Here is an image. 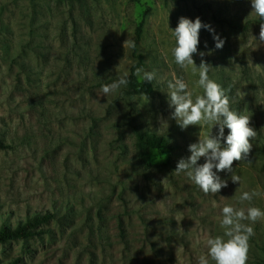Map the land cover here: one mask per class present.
<instances>
[{
    "label": "rangeland",
    "instance_id": "1",
    "mask_svg": "<svg viewBox=\"0 0 264 264\" xmlns=\"http://www.w3.org/2000/svg\"><path fill=\"white\" fill-rule=\"evenodd\" d=\"M252 11L251 0H0V226L51 218L34 236L1 243L0 264H198L202 255L215 264L206 240L224 235L222 208L264 211V43L260 25L239 32L224 22L261 20ZM180 17H199L224 40L217 48L202 28L198 52L230 110L256 130L250 154L233 164L242 184L220 172L228 186L215 195L174 172L200 132L212 130H182L170 119L169 81L183 79L193 99L203 95L198 73L172 54ZM142 21L138 79L155 73L143 82L155 87L151 95L129 93ZM193 59L199 67L200 55ZM125 73L127 86L105 97L102 86ZM139 132L173 149L145 153ZM253 190L261 195L239 201ZM242 223L254 229L246 264H260L264 220Z\"/></svg>",
    "mask_w": 264,
    "mask_h": 264
},
{
    "label": "clouds",
    "instance_id": "2",
    "mask_svg": "<svg viewBox=\"0 0 264 264\" xmlns=\"http://www.w3.org/2000/svg\"><path fill=\"white\" fill-rule=\"evenodd\" d=\"M251 4L253 11L250 15L254 13L264 20V0H251ZM202 28L213 32L217 48L223 47L224 40L215 35L211 25L203 24L199 17L195 21L180 17L178 26L172 30L176 40L172 54L178 66L185 70L191 66L193 74L198 73L199 78L196 85L203 89V95H196L193 99V92L188 90V85L183 79L169 81L167 95L169 108L173 109L170 119H174L182 130H186L192 125H199L201 128L208 125L212 130L218 126L216 134H213L212 130L207 135L200 132L198 142L192 143L188 147L190 156L181 158L174 171L177 175L185 173L204 194L215 195L222 188L228 186V181L221 179L218 174L220 172L231 173V181L239 186L242 184L241 176L236 175L233 171V164L250 154L252 150L250 141L255 138L256 130L250 126L248 116L230 110L229 97L225 91L220 85L209 79V64L203 59L206 54L198 52L199 33ZM259 42L264 43V23H260ZM197 53L201 57L199 67L193 59V55ZM141 72L142 69L138 68L135 74L140 76ZM126 76L125 73L117 81L103 85L101 91L104 96L107 97L114 93L121 86H127ZM155 78L154 72H144L142 77L143 82H153ZM162 127L168 129L166 120H161L160 128ZM225 128L229 130L227 136H225ZM202 157L205 162L199 164ZM260 195L261 193L255 190L251 193L245 191L239 196V201L241 203L250 202L254 196ZM245 220L252 223L264 220V211L257 207H249L247 212L244 209L237 210L229 205L222 208L220 227L224 229V235L206 240L208 257L215 264H246L249 250L248 241L254 235V229L248 224L242 223ZM198 264H209V260L202 255L199 257Z\"/></svg>",
    "mask_w": 264,
    "mask_h": 264
},
{
    "label": "trees",
    "instance_id": "3",
    "mask_svg": "<svg viewBox=\"0 0 264 264\" xmlns=\"http://www.w3.org/2000/svg\"><path fill=\"white\" fill-rule=\"evenodd\" d=\"M143 21L137 28V37L133 45V54L134 57L137 59V62L131 67L130 79L132 85L131 89L129 90V93L151 95L155 92V87L150 83L141 82L138 79V76L135 74L138 68L142 69L145 65L143 55L138 47V43L143 33ZM224 22L227 23L233 30H237L239 32H246L250 28V26L260 25V23H264L263 20L256 19H251L247 21L245 25L233 24L230 23L228 20H225ZM137 145L140 146L145 153H148L151 150L170 151L173 149V146L165 137H158L142 132H139L137 134ZM262 155L264 157V148L262 150ZM50 219V215L44 213L35 214L32 217H28L25 222H18L15 227H13L12 224L8 222H4L0 226V244H4L9 240L26 239L32 237L39 233V231L36 230L37 227L49 221ZM8 264H17V261L10 262ZM260 264H264V260Z\"/></svg>",
    "mask_w": 264,
    "mask_h": 264
}]
</instances>
